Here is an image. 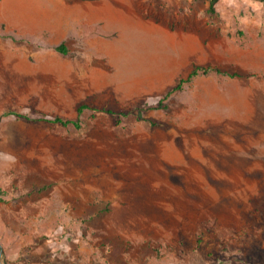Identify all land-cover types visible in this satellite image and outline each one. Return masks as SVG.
Returning a JSON list of instances; mask_svg holds the SVG:
<instances>
[{
	"label": "crops",
	"instance_id": "0c3cea01",
	"mask_svg": "<svg viewBox=\"0 0 264 264\" xmlns=\"http://www.w3.org/2000/svg\"><path fill=\"white\" fill-rule=\"evenodd\" d=\"M68 1L0 0V116L72 122L90 117L81 132L58 137L84 148L87 158L97 156L96 169L102 172L95 171L97 177L114 183L123 172H146L147 167L164 173L216 170L202 167L203 145L225 148L233 164L244 166L241 171L264 162V144L262 151L242 150L254 145L249 140L264 141V67L254 75L234 66L242 76L212 86L204 85L210 77L197 75L159 109L158 101L194 66L221 67L210 61L211 49L199 36L151 18L147 11L153 4L145 0ZM60 45L65 54L56 51ZM79 106L87 107L80 115ZM159 110L178 126L155 130L150 122ZM127 116L130 128L122 131L116 120ZM7 117L25 123L15 116L2 118ZM74 158L41 155L36 177L28 164L16 163V168L10 157L5 159L6 174L25 171L31 179L57 181V186L42 199H0L2 264L106 260L100 239L91 240L81 228L74 231L79 219L73 199L90 198V185L76 181L91 170L71 167Z\"/></svg>",
	"mask_w": 264,
	"mask_h": 264
},
{
	"label": "rangeland",
	"instance_id": "374dc122",
	"mask_svg": "<svg viewBox=\"0 0 264 264\" xmlns=\"http://www.w3.org/2000/svg\"><path fill=\"white\" fill-rule=\"evenodd\" d=\"M77 1L81 0L68 2ZM145 2L153 4V11L148 9L147 13L154 20L199 36L203 46L211 49L210 61L220 65L222 71L242 76L235 67L246 68L254 75L263 69L264 4L218 0L211 14L209 0ZM206 76L210 80L204 85L210 86L228 79L213 73ZM83 119L77 130L1 118L0 199H42L57 186V181L31 179L25 171L6 174L8 157L16 168V163L25 168L28 164L36 177L41 155L74 156L71 167L91 169L76 181L90 185V198H72L75 221L79 219L74 231L81 228L91 240L100 239L106 258L99 263L95 258L91 264H264V162H254L249 171H241L244 166L233 164L232 157L224 155L225 148L203 145L206 155L202 167L216 170L164 173L147 167L146 172H123L114 183L97 177V156L87 158L84 148L58 137L60 133L69 136V131L81 132V127L85 129L92 121L90 117ZM152 119L155 130L178 126L170 123L161 110ZM117 121L120 130L128 131L132 117H118ZM248 142L254 145L243 151L263 150L264 141ZM210 161L216 163L209 165ZM167 183L178 186L168 187Z\"/></svg>",
	"mask_w": 264,
	"mask_h": 264
},
{
	"label": "trees",
	"instance_id": "16d2710c",
	"mask_svg": "<svg viewBox=\"0 0 264 264\" xmlns=\"http://www.w3.org/2000/svg\"><path fill=\"white\" fill-rule=\"evenodd\" d=\"M218 0H209V7H208V11L209 13L213 14L214 13V6L215 4L217 3ZM254 1H257V2H260L262 4H264V0H254ZM56 51L61 53V54H65L66 51H65V48L63 45H60L59 47L56 48ZM210 73H213L215 75H226L228 77H240V75L238 73H229V72H226V71H222L220 68L218 67H211V66H207V67H199V66H194L192 68V70L187 74V76L184 78V79H180L177 84L175 85V87L169 92L167 93V95L162 99V100H159L158 103H157V108L159 109H163L165 108L162 101L165 100L167 98V96L172 93V92H176V91H180L183 86L187 83H189V81L197 76V75H203V76H206ZM87 107L85 106H79L77 108V113L78 115L81 114V112L86 109ZM6 116H15L17 118H22V119H25L27 121H30L31 119L23 116V115H19V114H14V113H5L3 114L2 116H0V119L2 117H6ZM118 116H121V115H118ZM33 122L35 121H42V122H45V123H48V124H58L62 127H67V126H72L73 128L75 129H79V126H80V121L79 120H76L74 122L72 121H65V120H62L60 118H57V117H54V118H49V117H46V116H41V117H38L37 119H34L32 120ZM116 122H118L116 120Z\"/></svg>",
	"mask_w": 264,
	"mask_h": 264
},
{
	"label": "water",
	"instance_id": "95a60500",
	"mask_svg": "<svg viewBox=\"0 0 264 264\" xmlns=\"http://www.w3.org/2000/svg\"><path fill=\"white\" fill-rule=\"evenodd\" d=\"M1 254H2V249H1V247H0V264H2V263H1Z\"/></svg>",
	"mask_w": 264,
	"mask_h": 264
}]
</instances>
